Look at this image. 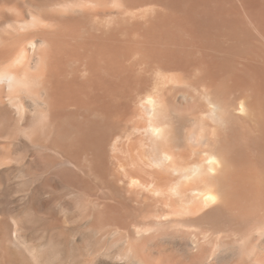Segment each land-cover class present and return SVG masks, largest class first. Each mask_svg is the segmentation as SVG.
Instances as JSON below:
<instances>
[{"label":"bare ground","instance_id":"1","mask_svg":"<svg viewBox=\"0 0 264 264\" xmlns=\"http://www.w3.org/2000/svg\"><path fill=\"white\" fill-rule=\"evenodd\" d=\"M0 146L53 155L133 237L261 264L264 0H0Z\"/></svg>","mask_w":264,"mask_h":264},{"label":"rangeland","instance_id":"2","mask_svg":"<svg viewBox=\"0 0 264 264\" xmlns=\"http://www.w3.org/2000/svg\"><path fill=\"white\" fill-rule=\"evenodd\" d=\"M9 147L6 150H12L14 160L0 168V264H138L129 258L132 242L140 252L150 254L153 264H201L193 260L189 237L174 233L133 237L128 229L113 224L112 217L118 215L108 209L112 201L104 191L68 181L60 172L65 167L57 166L52 154L47 160L43 156L42 162L26 147ZM124 214L123 226H127L132 216ZM103 221L111 225L105 227ZM256 239L252 242L258 241V246L251 242L255 256L249 261L264 264V238ZM234 247L238 253L239 247ZM232 250L221 244L217 256L206 264H237L241 256L234 251L232 255Z\"/></svg>","mask_w":264,"mask_h":264}]
</instances>
